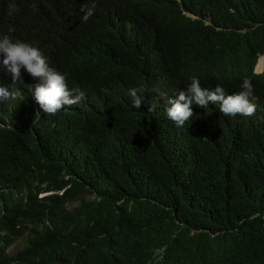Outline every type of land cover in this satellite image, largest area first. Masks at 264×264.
Returning <instances> with one entry per match:
<instances>
[{
  "label": "trees",
  "instance_id": "trees-1",
  "mask_svg": "<svg viewBox=\"0 0 264 264\" xmlns=\"http://www.w3.org/2000/svg\"><path fill=\"white\" fill-rule=\"evenodd\" d=\"M123 2L159 22L155 53L128 47L118 31L121 44L101 43L108 21L99 0L87 22L81 8L92 0H0V36L38 48L86 97L54 128L34 125L22 104L1 103L0 240L42 226L39 243L18 254L22 264H147L161 250L158 264H264V137L202 130L199 156L170 154L160 145L173 129L149 111L145 85L170 79L164 54L176 57L173 68L182 55L193 63L182 84L215 70L230 85L262 83L253 69L264 53V0ZM34 81L22 70L15 92ZM10 85L0 70V86ZM138 87L146 89L140 109L128 94ZM84 193L93 198L70 207Z\"/></svg>",
  "mask_w": 264,
  "mask_h": 264
},
{
  "label": "clouds",
  "instance_id": "clouds-1",
  "mask_svg": "<svg viewBox=\"0 0 264 264\" xmlns=\"http://www.w3.org/2000/svg\"><path fill=\"white\" fill-rule=\"evenodd\" d=\"M98 5L102 6L108 21V26L105 25L97 33L101 43L121 44L115 37V31H118L123 34L121 40L128 47L129 41L137 42L144 49L155 53L156 37L161 29L157 19L147 12L146 7L143 13L135 14L123 0H99ZM95 7L93 3L91 7L84 5L81 8L84 12L83 22H87L94 14ZM184 13L194 19L205 20L197 14L188 11ZM151 17L155 19L154 23H151ZM206 22L211 24L210 19ZM261 57H264V53L258 55L253 73L260 76L263 84L259 81L252 83L250 78L245 77L241 85L226 83L223 76L218 75L219 70L208 76L195 73L188 82L182 84L184 74L194 67L191 60L182 55L180 67L173 68L176 57L172 63L166 60L165 54L159 57V63L169 68L170 79L166 76H155L147 80L145 85L151 92L147 98L151 106L149 111L154 110L162 119L160 123L173 129L163 135L160 147L183 158L185 154L190 157L199 156L193 142L202 130L211 135L235 129L245 133L256 130L264 137V69L257 70ZM0 70L11 77L9 87L0 86V106L6 100L13 101V105H24L30 120L37 127L54 128L61 115L84 105L86 97L82 85L69 80L63 70L51 68L41 51L29 43L14 41L8 35L0 36ZM22 70L35 79L25 94L14 90L22 78ZM145 91L143 87L129 90L128 94L135 108L140 109L144 103ZM111 104L115 109L122 110L119 103ZM42 232L41 225H31L28 229L19 231L14 240L13 235L10 242L1 239L0 264H22L17 259L20 256L18 254L33 249L41 240ZM6 234V231L1 232L2 236ZM21 238H25V244L12 252V247ZM163 258L164 250H161L147 264H158ZM84 264L89 263L86 261Z\"/></svg>",
  "mask_w": 264,
  "mask_h": 264
},
{
  "label": "rangeland",
  "instance_id": "rangeland-1",
  "mask_svg": "<svg viewBox=\"0 0 264 264\" xmlns=\"http://www.w3.org/2000/svg\"><path fill=\"white\" fill-rule=\"evenodd\" d=\"M43 195H45V194H41L40 196H43ZM90 198L92 199L93 196L84 193V194L78 196L77 199H74V200H72L71 202H68V204L70 205V207L73 208L74 206H77L78 204H80V202H81L82 199H87V200H89ZM24 244H25V238H21V239H19V240L15 243V245L12 247L11 251H12V252L16 251L17 249L21 248Z\"/></svg>",
  "mask_w": 264,
  "mask_h": 264
},
{
  "label": "bare ground",
  "instance_id": "bare-ground-1",
  "mask_svg": "<svg viewBox=\"0 0 264 264\" xmlns=\"http://www.w3.org/2000/svg\"><path fill=\"white\" fill-rule=\"evenodd\" d=\"M262 58H264V57H261V58L259 59L258 64H257V70H258V71H262V70L264 69V68L262 67L263 65H261V67H259V65H260V60H261Z\"/></svg>",
  "mask_w": 264,
  "mask_h": 264
}]
</instances>
